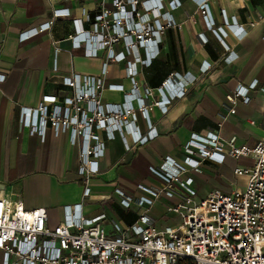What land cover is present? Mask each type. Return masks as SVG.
I'll return each mask as SVG.
<instances>
[{"label":"crops","instance_id":"obj_1","mask_svg":"<svg viewBox=\"0 0 264 264\" xmlns=\"http://www.w3.org/2000/svg\"><path fill=\"white\" fill-rule=\"evenodd\" d=\"M179 1L180 6L170 10L175 25L162 33L157 57L148 67L137 64L135 79L141 93L142 87H157L171 73L194 77V82L182 98L170 103L165 113L156 106L149 110L148 118L158 131L153 140L127 150L119 136L105 140L101 133L105 151L101 158L91 160L96 173L90 180L91 196L81 199L79 146L71 144L68 133L55 135L49 126L42 139L29 135L19 123V116L22 108L37 107L45 96L56 97V102H46L49 107L62 105L63 97L72 93L63 85V77H100L105 62V84H122L129 91L125 62L107 61L106 50L86 56L82 49L73 47L69 38L74 33L72 20L81 17L82 8L93 17L109 8L110 1L0 0V74H4L0 81V195L21 201L27 209L44 207L51 227L61 222L63 206L81 201L84 217L105 214L103 223L108 231L109 220L126 226L144 211L157 227L176 228L179 216L166 209L181 201L179 195L161 193L152 205L125 208L115 189L131 197L142 194L139 184L161 189L164 182L151 169L176 174L164 160L170 157L183 164L182 147L193 134L217 136L221 141L234 137L236 144L248 146L260 139L264 102L261 93L252 91L250 103L237 100L235 113L225 120L222 116L226 107L232 106L226 96L237 84L247 85L256 79L264 85V0H207L215 31L206 30L202 13L192 0ZM168 2L163 0L164 10L169 9ZM53 7L68 9L69 16H59L50 29L21 40V33H30L51 18ZM226 18L229 23L241 25L242 33H234L226 26ZM83 25L88 26L85 21ZM113 49L118 53L124 45L119 42ZM136 53L127 55V59L132 60ZM157 98L154 93L153 100ZM100 99L103 103H119L123 94L104 88ZM135 124L142 133L146 131L140 111H136ZM249 163L250 159L244 157H226L221 164L202 160L200 171L187 168L182 177L193 179L194 198L200 200L210 193L226 194L242 187L245 177L235 176L233 168Z\"/></svg>","mask_w":264,"mask_h":264},{"label":"built area","instance_id":"obj_2","mask_svg":"<svg viewBox=\"0 0 264 264\" xmlns=\"http://www.w3.org/2000/svg\"><path fill=\"white\" fill-rule=\"evenodd\" d=\"M108 1L110 7L93 17L82 8L81 17L72 20L74 33L69 38L73 47L82 49L86 56L106 50L107 61L125 62L129 91L122 84H105V62L100 77L80 74L63 77V85L71 88L72 93L63 97L62 105L49 107L46 102H56V97L45 96L37 107L22 108L19 116V123L28 129L29 135L42 139L49 126L55 135L68 133L71 144L79 146L77 173L82 185L81 199L91 196L90 180L96 174L91 160L101 158L105 151L101 133L105 140L119 136L127 150L153 140L158 131L148 118L149 110L156 106L165 113L170 103L182 98L194 82V77L171 73L157 87H142L141 93L135 79L137 64L151 65L159 53L162 33L175 25L170 10L180 6L179 0H169L167 10L163 0ZM192 1L202 13L206 30L215 31L208 1ZM59 16H69V10L53 7L48 21L32 28L30 33H21L20 39L50 29ZM224 23L234 33H242L241 25L229 23L227 18ZM119 42L124 50L116 53L113 45ZM135 51L136 56L127 59ZM3 79L4 74H0V81ZM104 88L120 91L122 101L103 103L100 95ZM252 91L264 97V85L256 79L247 85L237 84L226 96L232 106L226 107L222 120L235 113L237 100L250 103ZM154 93L158 96L156 100ZM136 111L143 114L144 133L135 124ZM182 148L183 164L170 157L164 160L176 174L151 169L164 182L161 189L139 184L137 188L142 194L135 197L115 189L120 205L125 208L133 204L152 205L161 193L169 197L179 195L181 201L166 209L179 216L178 227L159 228L144 211L126 226L109 220L111 231H108L103 223L105 214L84 217L81 201L63 206L61 222L51 227L44 207L27 209L21 201L0 195L2 264H264V102L261 137L253 146L238 145L234 137L221 141L217 136L193 134ZM226 157L250 159L248 165L233 168L235 176L245 177V184L230 193H210L196 200L193 179L182 175L187 168L200 171L202 160L221 164Z\"/></svg>","mask_w":264,"mask_h":264}]
</instances>
